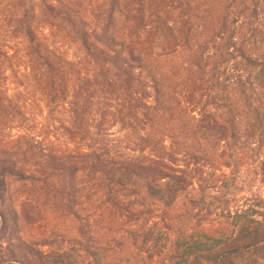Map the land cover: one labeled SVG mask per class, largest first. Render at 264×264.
Instances as JSON below:
<instances>
[{
  "label": "trees",
  "instance_id": "obj_1",
  "mask_svg": "<svg viewBox=\"0 0 264 264\" xmlns=\"http://www.w3.org/2000/svg\"><path fill=\"white\" fill-rule=\"evenodd\" d=\"M154 1L176 36L155 54L130 41L141 26L131 0H106L100 29L70 0L0 7L11 29L0 66L3 43L19 41L45 120L70 134L39 139V189L53 198L44 215L68 238L39 264H264V0ZM38 25L62 26L88 71ZM14 107L0 93V120Z\"/></svg>",
  "mask_w": 264,
  "mask_h": 264
},
{
  "label": "rangeland",
  "instance_id": "obj_2",
  "mask_svg": "<svg viewBox=\"0 0 264 264\" xmlns=\"http://www.w3.org/2000/svg\"><path fill=\"white\" fill-rule=\"evenodd\" d=\"M0 1L3 2L0 7H4L7 0ZM36 1L31 0L35 7ZM47 1L54 4L56 0ZM131 2L132 11L139 17L141 26L131 30L130 41L149 54L173 49L176 36L167 22V6L154 0ZM70 3L81 5V11L87 10L86 18L90 10L87 20L93 22L95 29H100L106 22L109 14L106 0H70ZM75 10L79 11L77 7ZM38 15H35L37 22ZM72 16L78 18L75 13ZM77 26L82 27L80 24ZM10 31L6 22L0 24V34L9 35ZM37 31L46 37L50 46L58 49L68 59L78 61L84 71H88L87 66L85 68L87 59L80 45L70 43L64 38L62 26L46 28L40 25L39 28L38 25ZM2 51L7 54V60L0 66V93L12 100L18 116L0 120V141H4L5 149L11 151L13 146H18L24 153L21 157L20 153L11 154L12 157H9L0 144V253H4L5 258L2 264H24L18 260L7 261L10 257H30L32 261L29 260L28 263L39 264L40 257H48L49 253L65 250L67 247L64 241L68 240L65 238L66 233L61 236L64 232L61 228L62 222H50L49 216L44 215V211L48 210L46 206L53 198L50 193L44 197L45 189H39V139L49 138L59 145L66 143L70 134L65 128L57 134L45 120L43 104L39 98V82H35L29 73L22 44L15 40L4 42ZM89 104L87 106L90 107ZM63 120L67 125L68 115H63ZM109 134L113 139L120 137L119 127L111 128ZM79 137L75 136L73 139ZM81 139L86 144L90 138L85 135ZM12 158L16 161L11 160ZM2 167L5 170L11 169L13 174L2 171ZM66 227L72 231L76 225L66 223ZM49 237L58 239L54 246L45 242V238L48 241Z\"/></svg>",
  "mask_w": 264,
  "mask_h": 264
}]
</instances>
